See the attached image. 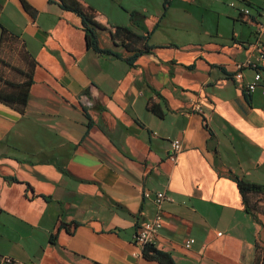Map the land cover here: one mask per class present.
Returning a JSON list of instances; mask_svg holds the SVG:
<instances>
[{
	"label": "crops",
	"instance_id": "obj_1",
	"mask_svg": "<svg viewBox=\"0 0 264 264\" xmlns=\"http://www.w3.org/2000/svg\"><path fill=\"white\" fill-rule=\"evenodd\" d=\"M72 9L120 57L88 48ZM262 9L264 0H0V34L17 43L0 47V77L22 82L10 67L25 71L24 53L35 61L22 111L0 102V259L12 261L0 264H159L133 239L158 192L172 201L152 245L175 264H264V196L243 201L236 184L264 185V60L253 93L254 69L233 76L257 57L250 21Z\"/></svg>",
	"mask_w": 264,
	"mask_h": 264
},
{
	"label": "trees",
	"instance_id": "obj_2",
	"mask_svg": "<svg viewBox=\"0 0 264 264\" xmlns=\"http://www.w3.org/2000/svg\"><path fill=\"white\" fill-rule=\"evenodd\" d=\"M22 4L25 10H29L28 6L23 1ZM72 11L75 12L81 19L85 42L88 48H91L97 52L107 53L116 57H120L110 50L100 49L98 46L95 30L88 24L87 18L84 13L77 9H72ZM6 44L12 47L16 46L17 43L15 42V39L13 37L11 38V36H9L8 33L4 29H2L0 34V47L5 46ZM141 52L142 51H138L130 56H126L124 58L125 62L128 65L133 66V61L137 56L141 54ZM22 56L24 57V62L26 65L25 71L10 67L12 68V70H16L19 75L24 77V80L22 82L15 83L13 81L0 77V84L2 85L0 87V102H3L4 104L11 106L19 111H22L27 103L29 90L32 85V72L35 66V61L33 58L25 53ZM6 66L10 65L6 64ZM236 184L243 201L246 195L250 193L262 194L264 196V185L250 183L238 178H236ZM246 210L249 212L250 209L247 207ZM142 256L147 260H153L158 262L159 264H175L169 253L156 249L152 244H146L142 247Z\"/></svg>",
	"mask_w": 264,
	"mask_h": 264
},
{
	"label": "built area",
	"instance_id": "obj_3",
	"mask_svg": "<svg viewBox=\"0 0 264 264\" xmlns=\"http://www.w3.org/2000/svg\"><path fill=\"white\" fill-rule=\"evenodd\" d=\"M230 7H234V3L229 4ZM239 12L244 16H249L250 11L249 8L246 6H243L239 8ZM259 20L257 22L250 21L251 24L254 26L255 31V42L252 44L254 49L257 52V57L254 60L247 59L243 62H237L234 64V78L239 79L241 77L240 71L245 68L249 67L255 70L253 79L251 82H249L246 87L245 91L246 93L250 94L255 91L256 86L261 81V71L259 67V62L264 60V52L260 49L261 45V38L264 35V9H262L259 13ZM262 94H264V89L262 91ZM192 111L200 113L201 106L199 102H196L192 105ZM171 149L172 154L170 156V159L172 162L176 161V155L180 151V142L178 140H174L171 143ZM144 197H148L147 194L144 195ZM163 200L172 201L170 197H167L162 192L155 193V196L153 198V202L156 207V215L151 221H145L142 222L135 234L133 235V239L135 242L141 244L142 246L146 244H152L158 231L162 228L163 220L161 219V203ZM220 235V234H219ZM193 239H187L184 243V248H189L190 245L193 243ZM11 259L9 258H1L0 263H11ZM17 264H37L35 262H29V263H17Z\"/></svg>",
	"mask_w": 264,
	"mask_h": 264
},
{
	"label": "rangeland",
	"instance_id": "obj_4",
	"mask_svg": "<svg viewBox=\"0 0 264 264\" xmlns=\"http://www.w3.org/2000/svg\"><path fill=\"white\" fill-rule=\"evenodd\" d=\"M125 7L124 8H129L130 7V5H128V3H125V5H124ZM131 8V7H130ZM131 15V14H130Z\"/></svg>",
	"mask_w": 264,
	"mask_h": 264
},
{
	"label": "water",
	"instance_id": "obj_5",
	"mask_svg": "<svg viewBox=\"0 0 264 264\" xmlns=\"http://www.w3.org/2000/svg\"><path fill=\"white\" fill-rule=\"evenodd\" d=\"M87 90H89V89H87ZM87 90H86V91H87ZM86 91H84L82 94H84Z\"/></svg>",
	"mask_w": 264,
	"mask_h": 264
}]
</instances>
